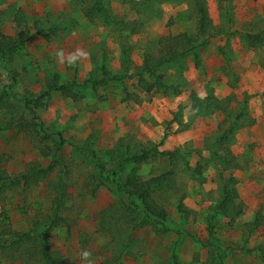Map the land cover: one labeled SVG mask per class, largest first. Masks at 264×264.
<instances>
[{
	"label": "rangeland",
	"instance_id": "1",
	"mask_svg": "<svg viewBox=\"0 0 264 264\" xmlns=\"http://www.w3.org/2000/svg\"><path fill=\"white\" fill-rule=\"evenodd\" d=\"M189 1L100 0L111 16L91 24L81 13L84 0H0V33L17 36L26 26L32 36L11 55L9 68L17 78L9 101L13 114L0 109V168L15 179L29 163L54 167L50 178L30 189L20 183L6 191L0 223L29 230L32 220L53 212L47 184L66 183L72 198L63 209H70L66 215L75 226L51 234V248L62 254L59 264H104L111 257L110 238L99 228L98 215L123 195L104 179L116 173L125 181L134 166L118 169L115 148L131 156L161 142L160 150L172 152L173 159L152 158L140 165L139 175L147 180L175 171L176 188L154 195L167 220L163 227L135 229L132 237L141 240L140 247L121 263L173 264L175 252L180 264L208 259L211 264H264V55L250 48L245 37L248 28L264 31V0H207L212 37L195 51L200 65L190 53L158 69L155 75L170 87L167 91L159 87L147 94L137 85L142 57L157 50L160 38L194 34L187 19ZM18 11L24 18L19 26L14 22ZM77 50L86 55L73 65L57 58L62 53L66 61ZM55 74L58 85L80 98L42 95ZM7 78L0 64V93ZM192 94L200 104L197 111ZM230 96L234 101L228 114L209 113L206 106L213 99ZM235 112L249 120L233 125ZM223 135L229 138L226 147L236 169L223 171ZM91 154L105 167L103 176ZM225 185L243 204L233 220L215 211ZM181 199L184 215L178 211ZM256 221L259 226L251 230ZM0 263L19 264L1 256Z\"/></svg>",
	"mask_w": 264,
	"mask_h": 264
},
{
	"label": "trees",
	"instance_id": "2",
	"mask_svg": "<svg viewBox=\"0 0 264 264\" xmlns=\"http://www.w3.org/2000/svg\"><path fill=\"white\" fill-rule=\"evenodd\" d=\"M84 3L81 13L89 23L95 24L100 16L109 17L110 14L100 4V0H84ZM187 19L194 25L195 32L193 35L182 33L164 36L159 39L155 52H148L142 57V63L138 68L139 71L137 70L138 74L136 76L137 85L141 91L149 94L159 87L164 88L165 91L170 89L155 75L156 71L164 66L179 62L190 53L194 55L196 67L200 65L199 55L195 51L206 44L208 38L212 37L211 29L213 26L209 17L207 0H190ZM23 20L22 11H18L14 22L19 26L24 23ZM256 29L258 32L251 31L249 28L246 29L245 37L250 48L261 49L264 55V31H261L259 27ZM29 33V28H26V26L23 31L18 32L17 36H5L0 33V64L8 75V84L1 87L0 109H9L12 114L13 108L9 101L14 98L11 92L16 83L17 74L9 68V64L13 61L11 55L20 50L22 45L32 38ZM150 77H154L155 82H152L149 79ZM58 81V75H53L46 83V90L42 95L47 96L50 92H59L73 100L80 98L70 87L58 85ZM127 96L131 97L130 95ZM190 97L194 110H199L200 104H197V96L192 94ZM232 101H234L233 96L226 98L224 101L213 99L206 108L207 110H209L208 108L212 109L209 113L221 112L226 115L228 114L227 107ZM24 104L29 109V104L26 101H24ZM240 119H243V122L249 120L242 113L235 112L232 124L238 125ZM251 123L252 121H250ZM19 128L21 131H25L26 126L20 125ZM220 141L222 162L225 165L223 171L238 168L235 157L226 147V143L229 141L228 136H221ZM161 145L162 142L146 145L138 153H133L131 156L126 155L127 152H124L121 147L117 146L115 148L116 158L119 159L117 163L118 169H121L126 164H133L134 166L125 181L119 180L116 177V173H112L110 176L106 175L104 179V181L113 184L117 192L123 195V197L106 207L98 215L99 228L110 238L111 257L104 264H122L121 259L133 255L131 249L140 247L139 245L141 244V240L132 237V232L135 229L146 224L163 227L164 222L167 220V212L157 203L154 195L157 190L176 188L175 171L171 169L147 180L142 179L139 175L140 165L152 158L167 157L170 160L173 159L172 156L174 154L161 151ZM91 158L95 169L103 176L105 167L99 164L97 160H94L93 154H91ZM53 169V166L44 168L39 164L29 163L25 174L14 179L8 175L6 170L0 168V203L4 201L7 190L16 188L20 183L28 190L32 186L41 183L42 180L50 178L49 176ZM234 184L235 181L232 180V185ZM46 189L49 195L52 196L53 212L51 215L32 220L31 228L22 232L15 231L4 221L0 223V256L3 260L19 264H59L62 261V254L51 248L50 239L55 228L65 226L69 231L75 226L74 220L66 215V212L70 209H63L72 196L68 193L67 184L60 181L49 182ZM96 189L97 187H94L93 191L95 192ZM237 200L238 194L235 189L225 185L215 211L225 218L236 219L241 215V208L243 207L241 202H236ZM178 211L183 215L186 213L182 199L178 202ZM250 225V229L255 230L259 223L256 221ZM178 236L182 237L183 234L178 233ZM172 262L173 264H180L175 252L172 254ZM203 264H211V262L208 259Z\"/></svg>",
	"mask_w": 264,
	"mask_h": 264
},
{
	"label": "clouds",
	"instance_id": "3",
	"mask_svg": "<svg viewBox=\"0 0 264 264\" xmlns=\"http://www.w3.org/2000/svg\"><path fill=\"white\" fill-rule=\"evenodd\" d=\"M84 55H86V54L81 52L80 50H77L75 53L70 54L66 61H65V58H64L62 53H57V58L60 60L61 63L66 62L69 65H73L81 58V56H84ZM83 255L85 257H87L88 253L85 252V253H83Z\"/></svg>",
	"mask_w": 264,
	"mask_h": 264
},
{
	"label": "built area",
	"instance_id": "4",
	"mask_svg": "<svg viewBox=\"0 0 264 264\" xmlns=\"http://www.w3.org/2000/svg\"><path fill=\"white\" fill-rule=\"evenodd\" d=\"M0 264H3V263H0Z\"/></svg>",
	"mask_w": 264,
	"mask_h": 264
},
{
	"label": "crops",
	"instance_id": "5",
	"mask_svg": "<svg viewBox=\"0 0 264 264\" xmlns=\"http://www.w3.org/2000/svg\"><path fill=\"white\" fill-rule=\"evenodd\" d=\"M12 177V176H11Z\"/></svg>",
	"mask_w": 264,
	"mask_h": 264
}]
</instances>
